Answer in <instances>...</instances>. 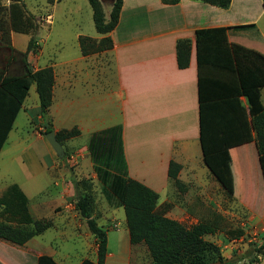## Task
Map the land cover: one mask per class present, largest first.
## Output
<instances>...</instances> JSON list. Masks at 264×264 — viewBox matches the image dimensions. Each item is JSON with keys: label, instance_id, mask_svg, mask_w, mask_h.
<instances>
[{"label": "crops", "instance_id": "0c3cea01", "mask_svg": "<svg viewBox=\"0 0 264 264\" xmlns=\"http://www.w3.org/2000/svg\"><path fill=\"white\" fill-rule=\"evenodd\" d=\"M56 1L60 0H53L51 4L55 6ZM10 3V0H4L0 9H8ZM29 14L35 17L38 25L35 35L38 48L36 53L28 54V62L33 71L47 67L53 69V104L46 114H42L37 90V95L29 103L31 88L6 144L22 112L31 127L40 126V131L52 128L57 133L78 129L80 135L74 140L85 139L86 143L82 145L86 148L94 133L120 126L129 177L158 193L159 207L172 206L168 217L183 224L191 218L197 224L203 213L221 206L219 203L225 195L233 197L235 205L243 211H264V177L255 142L217 155V166L227 179V189L205 162L201 145L196 51L197 30L255 25L259 36L245 30H230L228 39L230 43L264 55L263 0H232L228 9L194 0H181L177 5H165L161 0H124L119 24L109 35L113 42L111 50L83 56L79 46L81 36L96 40L104 36L78 33V54L64 59L56 55L62 49L60 41L53 46L54 52L46 57L45 47L55 25L54 14ZM44 30H47L46 36ZM16 34L11 31L15 48ZM26 36H29V44L32 36ZM181 39L192 42L190 65L186 69H180L177 64L176 45ZM28 44L25 50L16 49L26 52ZM33 86L36 89V85ZM261 99L264 105V88ZM242 101L247 107L246 100ZM231 127L234 136L237 131L233 124ZM34 134L45 139L42 134L35 131ZM172 162L182 166L179 179L185 186L184 191L170 181ZM17 185L28 197L34 220L47 219L48 212L51 213L48 219L55 215L52 204L40 199L39 194L32 198L26 188ZM54 185L59 186V183ZM9 186L0 191V198ZM58 195L59 200H63V195ZM194 211L200 213L199 217L191 215ZM78 216H71L72 220H82ZM66 218L70 217L63 215L58 220L62 223L71 220ZM252 219L256 221L257 218ZM48 231L26 243L27 250L0 240V264H14L13 251L22 256H51L43 246ZM109 256L108 246L105 264H108Z\"/></svg>", "mask_w": 264, "mask_h": 264}, {"label": "trees", "instance_id": "16d2710c", "mask_svg": "<svg viewBox=\"0 0 264 264\" xmlns=\"http://www.w3.org/2000/svg\"><path fill=\"white\" fill-rule=\"evenodd\" d=\"M93 11V20L98 34L96 40L87 36L79 38L83 56L111 50L110 34L117 28L124 0L110 3L106 14L101 0H87ZM165 5H177L181 0H161ZM222 9H228L232 0H194ZM264 5V0H263ZM6 22L8 34L31 35L28 49L23 53L24 73L14 76L0 71V153L21 112L30 89L35 84L39 96L40 112L46 114L53 104L55 85L51 67L33 71L28 63V54L38 48L35 35L38 29L35 17L26 10L23 0H12L8 9H0V22ZM255 25L219 27L196 31L198 85L200 101L201 145L204 159L218 180L227 189V179L217 166V155L237 146L255 142L260 156L264 177V105L261 90L264 88V55L256 50L230 43V30L244 31ZM15 50L12 49V53ZM177 64L180 69L190 65L192 42L181 39L176 45ZM242 99L246 100L247 107ZM231 124L237 133L233 136ZM225 127V129L223 128ZM52 131L46 128L42 135ZM64 146L77 138L76 128L56 133ZM232 135V136H231ZM94 172L102 192L111 207L122 208L131 245L146 246L151 262L148 264H214L209 260L211 251L218 248L205 241L204 237L220 231L215 217L211 222L200 221L190 227L167 216L171 205L159 207L160 196L145 184L129 177L124 156L122 128L113 127L94 133L87 146ZM182 166L172 162L170 181L180 191L185 186L179 179ZM76 183L75 203L80 216L86 221L97 243V261L86 259L81 264H105L108 256V230L99 225L93 216L92 199L88 188H79ZM28 197L17 185H11L0 198V240L24 246L34 237L52 229L49 219L34 220ZM231 237H242L241 230L230 231ZM14 264H59L51 256L33 257L11 252Z\"/></svg>", "mask_w": 264, "mask_h": 264}, {"label": "rangeland", "instance_id": "374dc122", "mask_svg": "<svg viewBox=\"0 0 264 264\" xmlns=\"http://www.w3.org/2000/svg\"><path fill=\"white\" fill-rule=\"evenodd\" d=\"M52 1L23 0V3L28 13L40 16L47 13L54 14L55 25L51 38L47 41L48 46L45 47L46 57L54 52L53 46L60 41L62 49L57 51L56 55L61 56V59L73 58L78 54L79 49L76 34L98 36L92 8L87 0H60L56 1L55 6L51 4ZM3 3L4 0H0V7ZM104 4L108 14L110 1L107 0ZM246 31L254 36L260 35L257 28ZM46 33L47 30H44V36ZM28 39L29 36L16 34V48L25 50ZM16 48L9 38L6 22L1 21L0 71L6 70V75L17 76L24 73V52ZM12 49L15 52L12 53ZM35 91L33 86L29 103H32V99L37 95ZM39 128H32L24 112L21 113L16 128L0 157V191L17 183L26 188L32 198H36L39 194L40 199L52 204V209L56 212L49 220L53 221L54 226L47 232L46 240L43 242L45 252L54 257L59 264H81L86 259L97 261V243L86 222L83 218L72 220L74 215L79 214L76 209L75 193L76 183L81 182L83 184L79 188H88L91 195L93 216L99 225L108 230L110 256L107 263H150L151 258L145 245L130 244L124 210L111 207L102 192L88 149L82 145L86 140L79 138V141L74 139L67 141L63 146L64 158L60 159L45 135H43L45 139H40L34 134V131L38 134L45 132V130L40 131ZM55 183H59V186H55ZM31 184L36 186L31 187ZM58 193L63 195V200H59ZM219 204L221 206L210 208L207 213H203L204 216L200 220L211 222L215 217L223 219L218 222L220 231L215 235L204 237L206 242L219 249L218 252L211 251L208 254L211 263L264 264V211L256 213L243 211L235 205L233 197L227 195ZM65 210L69 212H63ZM192 214L199 217L200 213L194 211ZM63 215H68L71 220L62 223L58 218ZM50 216L51 213L48 212L47 219ZM255 216L256 221L252 219ZM194 224L195 221L191 218L184 221V225L188 227ZM235 230H241L242 237H231L228 234ZM21 248L28 249L24 246Z\"/></svg>", "mask_w": 264, "mask_h": 264}, {"label": "water", "instance_id": "95a60500", "mask_svg": "<svg viewBox=\"0 0 264 264\" xmlns=\"http://www.w3.org/2000/svg\"><path fill=\"white\" fill-rule=\"evenodd\" d=\"M107 0H101L102 3H105ZM110 3H114L115 0H109ZM45 138L49 142L52 149L55 151V153L58 155L60 159L64 158V148L63 145L58 141L57 135L55 131H50L45 135ZM221 264V263H217Z\"/></svg>", "mask_w": 264, "mask_h": 264}]
</instances>
